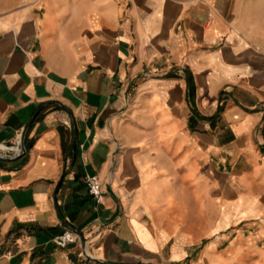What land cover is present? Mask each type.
<instances>
[{"label":"crops","instance_id":"0c3cea01","mask_svg":"<svg viewBox=\"0 0 264 264\" xmlns=\"http://www.w3.org/2000/svg\"><path fill=\"white\" fill-rule=\"evenodd\" d=\"M0 264H264V0H0Z\"/></svg>","mask_w":264,"mask_h":264},{"label":"built area","instance_id":"2783aa9c","mask_svg":"<svg viewBox=\"0 0 264 264\" xmlns=\"http://www.w3.org/2000/svg\"><path fill=\"white\" fill-rule=\"evenodd\" d=\"M85 184L87 186L90 196L97 204H101L104 200L103 185L98 176L86 175ZM78 241V236L71 230L66 229L61 235H59L55 242L60 248H66L71 244H75ZM85 255L87 252L85 250Z\"/></svg>","mask_w":264,"mask_h":264},{"label":"water","instance_id":"95a60500","mask_svg":"<svg viewBox=\"0 0 264 264\" xmlns=\"http://www.w3.org/2000/svg\"><path fill=\"white\" fill-rule=\"evenodd\" d=\"M32 122H33V120L30 122L28 128L30 127V125L32 124ZM74 135L76 136L75 132H74ZM24 136H25V135L22 136V141H21V144H20V149H19L18 156H21V155L25 154V152H26V148H25V146H24ZM75 142H76V139L74 138L73 145H72V149H71L72 152H73L74 149H75ZM56 193H57V192H55V197H56ZM56 209H57V211H58V214H59V218H60V220L63 221V218L61 217L60 212H59V209H58V207H57V203H56ZM74 232H75L76 235H78V236L80 237V239H81L82 241H84L82 234H80L79 232H77V231H75V230H74ZM96 262H97V261H96Z\"/></svg>","mask_w":264,"mask_h":264}]
</instances>
